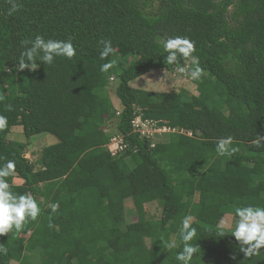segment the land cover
Here are the masks:
<instances>
[{
	"label": "trees",
	"instance_id": "trees-1",
	"mask_svg": "<svg viewBox=\"0 0 264 264\" xmlns=\"http://www.w3.org/2000/svg\"><path fill=\"white\" fill-rule=\"evenodd\" d=\"M17 2L9 14V0H0V115L8 119L0 164L15 161L7 178L12 191L30 192L42 211L26 224L29 234L0 236L8 248L0 264H179L186 216L197 229L191 264H264V249L245 259L230 230L218 228L237 206H264V147L253 143L264 137V0ZM36 35L71 38L77 55L18 71L22 42ZM175 35L195 41L204 69L192 81L196 93L133 87L143 75L179 67L164 62L162 48ZM104 39L115 51L101 59ZM112 59L116 65L102 73ZM136 116L171 131L141 135L133 129ZM111 121L115 132L106 129ZM14 126L26 141L8 139ZM42 132L58 141L30 161L28 139ZM114 135L122 138L115 154L107 147ZM227 136L239 150L218 156L216 142ZM155 193L158 217L143 200ZM161 236L176 247L166 248Z\"/></svg>",
	"mask_w": 264,
	"mask_h": 264
},
{
	"label": "clouds",
	"instance_id": "clouds-1",
	"mask_svg": "<svg viewBox=\"0 0 264 264\" xmlns=\"http://www.w3.org/2000/svg\"><path fill=\"white\" fill-rule=\"evenodd\" d=\"M11 8L9 14L17 11L21 5L17 0H9ZM102 48L99 52L101 59H106L113 54L112 41L108 39L101 40ZM24 51L20 54L18 63L15 65L18 71L28 69L35 71L39 63L52 65L56 57H64L71 60L77 55L76 48L72 39H45L42 35H36L32 40H24ZM163 51L166 53L164 62L168 65H179L177 72L192 81L199 80L204 69L200 66L199 57L194 55L196 52L195 41L187 36L175 35L169 36L163 40ZM39 61V63L37 62ZM181 61H190L184 65ZM117 63L116 59L104 63L100 66L102 73H107ZM113 78V77H110ZM4 94L0 93V101L4 100ZM11 106H9L10 108ZM8 124V119L0 115V130ZM264 137L258 138L253 143L256 147H264L261 141ZM233 138L231 136L221 137L216 142V153L218 156H231L239 149L232 147ZM16 163L14 160H7L0 164V236L10 232L21 233L25 231V226L29 221H36L41 214V207L37 199L30 193H16L11 189L8 177L15 174ZM51 212L55 213L59 209L58 203L50 205ZM192 218L186 216L182 219L179 237L182 248L176 253V260L179 264H191L194 255L197 253V247L192 241L197 237V229L192 225ZM50 228L54 225L50 222ZM230 227V234L235 238L240 246L239 251L243 253L245 259L261 254L264 249V206L248 204L234 208L229 219L221 218L218 228L221 233L224 229ZM165 243L166 248H174L176 245L172 242H165L164 237L159 238ZM8 248L0 243V255H7Z\"/></svg>",
	"mask_w": 264,
	"mask_h": 264
},
{
	"label": "rangeland",
	"instance_id": "rangeland-1",
	"mask_svg": "<svg viewBox=\"0 0 264 264\" xmlns=\"http://www.w3.org/2000/svg\"><path fill=\"white\" fill-rule=\"evenodd\" d=\"M117 85V81L115 79H110V83L108 85V92L111 96V100L113 103L119 107V101L115 97V87ZM131 85L135 88H139L142 90H150L154 92H177L180 89H186L190 93L195 94L196 88L195 84L187 77L181 76L177 70L174 71H165V70H158L150 72L146 75H143L142 77L137 78L134 80ZM107 130H112L115 132V124L114 121L109 122L106 126ZM188 135H190L188 133ZM159 134H154L153 139L159 138ZM8 139L13 140L16 142H24L26 141V137L24 136L23 130L21 126H14L10 133L8 134ZM110 143L107 145L108 149L115 150L117 145H119L120 141H122V138L119 136L114 135L113 139H111ZM29 145L26 148L25 151V157L28 158L30 161H35L37 157L39 156L40 151L45 146H49L52 144H55L58 139L55 135L48 133V132H42L39 134H35L31 136L29 139ZM118 150V148H117ZM159 193L152 194L149 197L144 196L143 200L148 201L149 203H146V207L148 208L149 212L154 217H158L160 214L159 206L154 200L159 196ZM132 204L130 201H127L126 203V210H127V216L126 219L128 221H132L135 219V215L131 214L132 211ZM231 217L230 214H226L223 218L229 219ZM230 230L229 228H226Z\"/></svg>",
	"mask_w": 264,
	"mask_h": 264
},
{
	"label": "built area",
	"instance_id": "built-area-1",
	"mask_svg": "<svg viewBox=\"0 0 264 264\" xmlns=\"http://www.w3.org/2000/svg\"><path fill=\"white\" fill-rule=\"evenodd\" d=\"M177 70V69H175ZM133 129L140 133L141 135H145L147 137H153L154 134H163L165 132L171 131L169 128L165 126H159L156 121L152 120H143L141 116H136L134 120H132ZM113 139V138H112ZM112 141V140H111ZM153 146V144H152ZM118 148V150H117ZM121 141L119 145H117L116 149L110 150L112 153H117L121 149Z\"/></svg>",
	"mask_w": 264,
	"mask_h": 264
}]
</instances>
